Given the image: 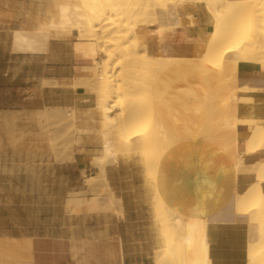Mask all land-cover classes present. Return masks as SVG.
I'll return each mask as SVG.
<instances>
[{
    "label": "crops",
    "instance_id": "0c3cea01",
    "mask_svg": "<svg viewBox=\"0 0 264 264\" xmlns=\"http://www.w3.org/2000/svg\"><path fill=\"white\" fill-rule=\"evenodd\" d=\"M178 12L179 26L167 30L161 39L154 36L148 40L150 55L158 54L160 43L208 39L213 27L205 6L187 4ZM18 24L22 30L28 29L24 19ZM6 28L0 13V118L48 107L75 108L82 116L81 127L99 130L97 97L80 84L88 77L90 80L91 72L84 68L93 62L76 50L79 32L72 30L65 37L51 39L43 51L29 53L14 51L13 37L8 40L3 33ZM237 74L242 79L264 81L259 68L240 65ZM155 94L157 120L176 138L168 159L159 167V194L179 216L213 218L235 193H243L256 181L248 171L235 177L231 171H222L223 166L231 165L219 137L230 114L227 84L217 71L191 61L164 72ZM238 117L264 120V103H240ZM247 130V126L238 125V132ZM98 151L97 140L91 138L81 152H75L70 166L77 168L73 174L79 181L58 187L61 197L53 204L43 198L50 193L49 186L17 185L25 174L0 171V264H154L161 242L147 215L144 193L126 181L128 173L120 166L106 167L107 197L100 199L87 192L92 186L84 182L82 171L92 168V159L100 156ZM243 152L240 142L239 153ZM1 153L0 162L19 161L17 154ZM243 159L248 167L264 162V150L244 154ZM262 188L264 191V183ZM69 198H73L70 204ZM206 239L211 264H248L246 224L209 222Z\"/></svg>",
    "mask_w": 264,
    "mask_h": 264
},
{
    "label": "bare ground",
    "instance_id": "6f19581e",
    "mask_svg": "<svg viewBox=\"0 0 264 264\" xmlns=\"http://www.w3.org/2000/svg\"><path fill=\"white\" fill-rule=\"evenodd\" d=\"M111 1L51 0L50 6L46 8V10L48 9V21L43 25H38L37 32H32L33 36H28V34L24 33L25 31H17L14 38V46H16L18 50L32 52L35 50V42L39 40L38 38L40 37L49 40L50 38H60L62 35L70 33L72 30H77L79 32L78 38L80 42H78L77 45L86 46V49L79 50L78 52L93 62V66L91 65V67L84 68V71L88 70L91 72L90 80H88V77L87 80L84 79V81H81L83 83L80 84L85 86L89 92H93L97 97L96 114L100 119L101 134L103 135L102 151L104 153L102 156L95 157L92 165L98 168L99 176L101 178L106 177L107 171L104 165L105 161L109 159L110 156H115L119 152L127 155H138L140 153L139 155L142 156L143 160L151 164L158 160L156 159L157 155L161 157L160 153H168L175 144V136L170 134L157 120L154 107L157 101L155 90L159 77L155 74H159L157 71L164 67L159 65L158 62L161 63L162 61H159L161 59L167 62L168 58L170 59V55L173 54L175 55H173V59H177V62L173 60V64L176 63L179 66L185 62L197 61L205 67H210L218 71L221 76H226L225 79L228 77L229 79H227V82H230L229 86L232 84L230 89L231 94L228 96L231 102L230 114L222 126V134L218 133L216 136L218 137L220 134L219 137L222 138L221 141L219 140L220 144L221 146L223 145V150L231 161V165L223 166L222 171L227 173L233 171L235 176L246 170H250L252 174L256 170L263 171L264 162L248 167L245 165L243 159L244 154H254L258 148L261 149L262 146L264 148L263 120L239 118L238 105L240 103H264V81L242 79L238 76L237 72L240 65L248 66L252 69L259 68L264 72V16L258 14L260 11L264 10V0H209L211 4H206L207 0H143L146 2V5L144 7L139 6L140 10L138 8L135 9V7L133 8L132 3L131 5L127 3L120 6L119 1H116L117 3ZM142 2L139 5H141ZM178 2L184 5H186V3L202 5L201 3H203L212 17L213 30L205 42L173 45L160 43L158 54L155 56L150 55L147 48L148 40L154 36L161 39L167 30L180 25ZM142 5H144V3ZM230 6L232 7L228 9L227 12L222 13V9ZM150 9H153V11L151 12ZM109 11L120 19L117 20V18H115V21L110 24L113 27L100 33L96 24H100ZM140 16L144 17L143 21L145 22L143 23L150 24L149 27H136L135 25L137 23L133 21L132 25H135H130L131 27H128L129 25L126 23L127 27H124V30L121 25L123 23L122 20L131 19L130 21H132V18H134L137 21L136 18H142ZM118 21L120 23H117ZM113 30L116 32L115 36H111ZM121 30L124 31V33H122ZM248 30H251V34L247 33ZM131 36H133V39H131L133 43L131 45L129 44L131 47L129 49V45L125 43V40H129ZM110 45L112 47L114 46L115 49L112 48L113 50L110 52L103 49L104 47H111ZM124 46L126 47L124 50L125 52L122 53L124 57H128V60L137 62V64H139L138 61L149 63L148 65L151 64L153 67H156L153 68L155 70H152V73H150L152 66L147 65L148 67H145V69L148 68V70H146L147 73H149L147 76L144 70L146 64H144V66L142 65L143 67L140 65L142 68H139L146 74L142 71H140L139 74L143 73V75H145L144 78H138L137 74V76H135L136 78H133L129 76L130 74H125V66L123 65L124 67L121 68V72L115 75V73H113L115 63L113 67H111V65L114 58H117V56H119L118 54L122 52L121 48ZM138 47H140L139 52H137ZM141 48H143V52ZM140 51L142 53H140ZM138 53L141 54V58L139 56L137 57ZM101 54H103V56ZM231 56H234V59H232ZM175 57L177 58L175 59ZM125 61L126 64L127 59ZM164 62L162 65H164ZM168 62L170 61L168 60ZM119 64L121 63L119 62ZM119 64L116 63V66ZM153 73L155 74L153 75ZM126 75L128 77L124 78ZM146 76L147 79L145 78ZM119 78H121V83L119 82ZM76 86H79V84ZM145 88H150L153 93L152 102L149 103V105L147 104L148 97L146 98V94L148 93H145L146 90L144 92L135 93L137 90L142 89L143 91ZM148 95L150 96V93ZM88 99L91 100L90 98ZM46 109L59 110L58 108L49 107ZM71 110L73 111V117L76 121L78 118V111L75 108H71ZM42 111L45 112V110ZM42 111L41 114L39 113V116L45 115L42 114ZM239 124L247 126L248 130L241 133L238 132L237 128ZM75 129V133L89 131L87 127H76ZM116 135L120 137L118 140L116 139L117 137L113 138ZM241 140L244 146L243 153H239V144ZM158 161H161V159ZM95 178L96 176H91L86 179L85 183H89L91 179ZM261 183H258L259 186L257 185L259 189ZM262 193L264 192L262 191ZM236 199L237 198L233 195L228 205L213 218L205 220L190 219L194 223L200 222L198 225L195 224L193 226L198 227V229L197 231L190 229L189 234L184 235L182 241L184 244H187L192 239L191 235L199 237L201 244L200 248L204 255L202 264H211L208 257V244L206 239V229L209 222L228 221L231 217V212L236 211ZM237 214L242 223L248 226L249 241L252 242L258 235H262L260 240L262 244L258 243L259 246L256 245L257 242L254 244L257 248H254V246L252 247L253 244L248 242L253 248L250 247L248 249V251L251 249V251L248 252V264H264V256L261 255L264 254V232H262V234L255 233V230L258 229L257 223L261 213H259V217H257L258 215L253 209H244ZM172 215L174 216L173 225L175 230L177 233H182L184 231L182 223L184 217L174 212L171 213L170 216Z\"/></svg>",
    "mask_w": 264,
    "mask_h": 264
},
{
    "label": "rangeland",
    "instance_id": "374dc122",
    "mask_svg": "<svg viewBox=\"0 0 264 264\" xmlns=\"http://www.w3.org/2000/svg\"><path fill=\"white\" fill-rule=\"evenodd\" d=\"M111 1V0H108ZM115 1V2H113ZM111 2L117 3L118 1L120 2V6L124 4H129L135 9L140 7H144L146 4V0H113ZM117 1V2H116ZM129 1V2H128ZM139 1V2H138ZM144 5H139L141 2ZM51 0H0V13H1V21L4 26L7 28L3 31L5 34L6 38L10 40L13 37V49L14 51L17 52H27V51H21L14 46L15 42V35L17 31H22L28 36H33V33H36L38 25H43L45 24L49 16L47 14L46 8L50 6ZM122 3V4H121ZM211 4L209 0H207L206 4ZM178 9L180 6H183V3L178 2ZM187 4H195V3H186ZM203 6H205L203 3H201ZM197 5V4H195ZM232 6L228 8L222 9V13H225L230 9ZM234 7V6H233ZM120 8V7H119ZM206 8V7H205ZM143 9V8H141ZM207 9V8H206ZM140 10V9H139ZM152 12L153 9H150ZM264 11V10H263ZM260 11L258 14H261L264 16V12ZM208 12V9H207ZM111 14V16H110ZM114 14V13H113ZM112 12H108L107 16L103 19V21L100 24H96V27L100 30V33L110 29L111 22L115 21V18L119 20L118 16H114ZM210 15V14H209ZM22 17V19H21ZM120 17V16H119ZM141 19L136 18L137 22L134 18H132V21H127V20H122L123 23L121 24L122 27H128L134 26L135 24L132 25L133 21L136 22L137 24L135 25L136 27H149L150 24L143 23L144 17ZM211 17V15H210ZM110 18V19H109ZM114 18V19H113ZM27 21L29 23L28 29L27 30H22L21 25L18 24V21L20 20ZM125 19V18H124ZM112 20V21H111ZM212 20V17H211ZM129 22V24H128ZM6 23V24H5ZM117 23H120L119 21ZM127 23V25H126ZM126 26H124V25ZM131 25V26H130ZM121 27V28H122ZM155 27V26H154ZM120 28V29H121ZM122 28V29H123ZM18 29V30H15ZM14 30V31H13ZM118 30V29H115ZM125 30V28H124ZM34 31V32H33ZM36 31V32H35ZM33 32V33H32ZM122 33L124 31L121 30ZM251 30L247 31V33H250ZM31 33V34H29ZM114 30L112 31L111 36H115ZM246 33V32H245ZM70 33H66V35H62L60 38L65 37L69 35ZM114 34V35H113ZM30 36V37H31ZM133 36L129 38V40H125L124 42L127 45H131L133 42H131L133 39ZM5 39V38H4ZM5 39V40H7ZM35 42V50L29 53H34V52H41L43 51L49 41L51 39H58V38H50L49 40H45V38H38ZM43 39V41H42ZM123 42V44L126 46V44ZM129 45V49L131 48ZM111 46V45H110ZM121 48L122 52L119 53L117 58L115 57L111 67H113L115 63V67L113 68V73L117 75L118 73L121 72V68L125 66L124 71L126 72L125 74L135 77L138 75V78H144L145 75H143L142 68L144 64V70H148V68L145 69V67H148L147 63H144L143 61H138L133 62L131 60H128V57H124L122 53H124L126 47ZM115 47H104L103 49H106V51H112ZM86 49V46H79L76 44V50H82ZM140 47L137 48V52H139ZM116 51V50H114ZM119 51V50H118ZM141 51L143 52V48H141ZM140 51V53H142ZM176 54V53H175ZM103 56V54H101ZM174 55V54H173ZM173 55H170V59L168 57V60L170 62L163 61L162 59L159 61H162L159 63V65L164 66L163 72L162 69H160L159 74L153 73V75H158L159 77L164 73V72H170L171 68L174 66H178V64H173ZM140 57L141 54L138 53L137 57ZM119 57V58H118ZM124 57V58H123ZM141 58V57H140ZM139 58V59H140ZM177 57H175L176 59ZM232 59H234V56H231ZM118 59V61H117ZM127 59V63L125 64V60ZM165 60V59H164ZM177 60V59H176ZM174 60L175 62H177ZM124 61V63H123ZM145 61V60H144ZM119 62L122 64H119ZM146 62V61H145ZM164 62V65H162ZM116 63L119 65L116 66ZM129 63V65H128ZM133 65H132V64ZM142 63V64H141ZM170 63V64H169ZM137 64V65H136ZM124 65V66H123ZM139 65V66H138ZM142 67H141V66ZM148 65V66H147ZM169 65V67H168ZM152 66V65H151ZM172 66V67H171ZM110 67V68H111ZM132 67V68H131ZM140 67V68H139ZM129 68V69H128ZM131 68V69H130ZM138 68V69H137ZM153 68H156L155 66H152V69H150V73H152V70H155ZM210 68V67H208ZM122 71V72H124ZM132 71V72H131ZM139 71V72H138ZM142 71L143 73L142 76L140 73ZM218 72V71H217ZM132 73V74H131ZM147 73V71H146ZM145 73V74H146ZM219 73V72H218ZM124 74V75H125ZM134 74V75H133ZM137 74V75H136ZM149 73H147L148 76ZM220 74V73H219ZM125 76L124 78L128 77ZM152 75V74H151ZM221 75V74H220ZM147 76L145 77L147 79ZM156 76V77H158ZM158 77V79H159ZM136 78V77H135ZM222 78L227 84L229 95L231 94V86H229L230 82H227L229 79L226 76L222 75ZM121 78H119V82ZM230 81V80H229ZM232 83V82H231ZM145 93H150V96L146 94V98L148 97V105L149 103L152 102V96L153 93L150 90V88H145L143 91L142 89L137 90L135 93L139 92H144ZM149 90V91H148ZM145 95V94H144ZM145 98V99H146ZM147 100V99H146ZM144 100V101H146ZM147 107V105H146ZM45 110L42 111V116H39V113L41 114L40 110L37 111H22L17 113V115L12 116L11 118H0V153L1 154H17L19 161L14 163V162H0V171L1 172H18V173H23L25 174L22 178H19L17 180V185H25L27 182V186H49L50 187V193L48 195L43 196L44 202L49 203H57L58 199L61 197V195H58V187L67 185H73L75 181H79V176H75L73 174V170L77 169L74 167H71L70 165L74 162V154L75 152L79 151L81 152L83 149V145L85 142H88L91 140V138L97 140L99 144V151L97 152L100 156L103 155V151L100 149H103V138H102V131L101 127H99V130L93 131L90 130L88 126H86L89 131L88 132H81V133H75L76 127H81L80 123L82 122V116L78 114V118L76 121L74 120L73 117V111L71 109H59V110ZM44 112V113H43ZM38 113V115H37ZM97 118L99 119L98 115L96 114ZM39 117V119H38ZM88 118L91 120V116L89 115ZM80 119V120H79ZM88 120V121H89ZM41 121V122H40ZM100 121V119H99ZM263 125H264V120H263ZM40 127V128H39ZM85 128V127H83ZM101 131V132H100ZM21 133V134H20ZM18 135V136H17ZM38 137V138H36ZM117 137L116 139L118 140L120 137L119 136H114L113 138ZM242 142V140H241ZM261 147V146H260ZM263 150V146L261 147ZM260 148L257 149L256 153L261 151ZM12 151V152H10ZM170 152V151H169ZM160 153L161 157L159 155L156 156V159H161V161H155L151 164H148L143 160L142 156L139 154L135 155H127L125 153L119 152L115 156H110L109 159H107L104 163L105 169L106 167H117L120 166V169H122L124 172H127L128 174V179L126 180L130 185L138 186L142 189V192L144 193L145 197V202L147 205V210L148 213L147 215L150 217L152 220V224H154L155 231L157 235L159 236L161 246L160 249L156 252V257L154 264H202L203 262V253L200 248V239L198 236H192V239L189 241V243L184 244L183 243V236L189 234V230L193 229L196 230L198 227H193L195 224L198 225V223L192 222L190 219L183 218V226H184V231L182 233H177V231L174 228V221L173 218L174 216H170L173 211L165 204L163 198L160 196L159 191H158V172H159V167L162 164V162L165 159H168L170 153ZM159 157V158H158ZM6 158V157H5ZM94 158L92 159L93 162ZM92 165V168L90 170L82 171V176L85 181V178H90L91 176L89 175H95L97 170H95ZM66 171V173H65ZM107 171V170H106ZM248 172H251L250 170H246ZM65 173V176H63ZM70 173V174H69ZM227 173V172H224ZM229 173V172H228ZM29 175L30 178H26V175ZM232 176L235 177L234 172L231 171L230 173ZM256 177L255 183H253L246 191L243 193H235L234 196L237 198L236 202V211L231 212V217L229 218L228 221L230 222H240L242 223L241 219L238 217V212L242 210H249L253 209L256 211L257 215L261 213L260 219L257 223V230H255L256 234H262L264 232V193H262L263 188L262 183H264V170L259 171L256 170L253 173ZM35 178H34V177ZM41 178H38V177ZM77 177V178H76ZM76 178V180H75ZM1 179V178H0ZM1 181V180H0ZM262 182V183H261ZM258 183H261L260 189L258 188ZM89 186H92V188H89V193H93L92 195L104 199L107 197V190L109 184L107 181V175L105 178H101L99 174L96 175L95 179H91L90 182L86 183ZM80 185V184H79ZM258 185V186H257ZM264 192V191H263ZM80 195V194H79ZM83 196H87L88 193H83L81 194ZM72 197L73 195H68V197ZM21 197L19 196V203H21ZM38 197V196H36ZM73 198H69L67 203L70 204ZM263 199V200H262ZM22 203H25V200L22 201ZM259 217V215L257 216ZM260 236V237H259ZM262 235H258L252 243L251 241L248 240L249 243L253 244L252 247L257 248L255 246V242L262 244L260 242ZM248 249L251 247L250 244H248ZM259 246V245H258ZM264 246V245H263ZM251 247V248H252ZM263 248V247H262ZM253 249V248H252ZM258 250V249H257ZM256 250V251H257ZM251 251V249H250ZM248 251V252H250ZM255 251V252H256ZM259 253V252H258ZM261 254V253H260ZM253 255V254H249ZM255 255V253H254ZM264 256V254H261ZM250 257V256H249Z\"/></svg>",
    "mask_w": 264,
    "mask_h": 264
}]
</instances>
